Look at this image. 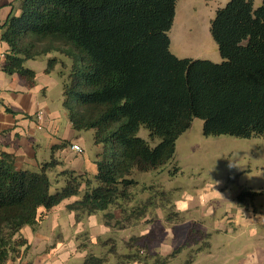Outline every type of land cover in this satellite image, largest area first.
<instances>
[{
    "label": "trees",
    "instance_id": "1",
    "mask_svg": "<svg viewBox=\"0 0 264 264\" xmlns=\"http://www.w3.org/2000/svg\"><path fill=\"white\" fill-rule=\"evenodd\" d=\"M177 3L21 0L20 14L13 10L0 24L2 45L9 46L4 51L7 75L17 74L34 86L36 73L27 61L56 52L71 61L63 106L73 128L94 131V144L101 148L94 176L66 170L60 174L65 185L54 193L49 173L59 165L56 159L34 171L18 169L13 154L0 152V264L28 249L21 231L38 224L41 209L47 213L71 201L65 208L77 221L104 214L107 226L120 230L145 217L156 205L150 198L129 207L131 189L139 185L135 174L171 164L179 138L195 119L203 121L205 137H264V0L258 7L255 0H228L217 10L211 35L219 63L173 54L169 32ZM58 62L50 59L47 73ZM142 129L149 140L139 136ZM261 195L264 191L243 188L238 200ZM113 206L122 209L120 219L109 211ZM178 216L169 212L167 218ZM211 237L191 231L188 241L166 257L150 253L147 236L133 237L118 264H169L186 247L196 246L193 254L209 249ZM105 263L91 253L84 260Z\"/></svg>",
    "mask_w": 264,
    "mask_h": 264
},
{
    "label": "rangeland",
    "instance_id": "2",
    "mask_svg": "<svg viewBox=\"0 0 264 264\" xmlns=\"http://www.w3.org/2000/svg\"><path fill=\"white\" fill-rule=\"evenodd\" d=\"M227 2L178 0L175 21L169 32L173 54L179 58L221 62L219 47L211 35V23L217 10ZM260 5L261 0H255V6ZM93 136L94 131H89L87 158L89 173L96 174L97 166L92 159L97 146L93 144ZM139 136L149 140L145 129ZM135 177L139 185L131 189L134 199L130 205L134 207L152 198L156 206L152 208L154 215H149L151 225L111 229L103 240H98L91 230L82 234L89 253L105 258V264H118L121 256L130 251L128 242L133 237L144 236L142 231L149 232L145 234V242L151 246L163 242L167 230L173 228L180 240L185 235L182 239L185 243L191 231L211 233L217 244L227 246L226 238H239L241 242L231 251L234 255H246L256 247H264V195L254 201L238 200L243 188L264 191V137H205L203 121L195 119L179 138L171 164L153 173H136ZM119 209L113 206L109 211L119 214ZM169 212L178 213V218L169 221ZM98 218L104 220V214H98ZM184 251L189 252V248H184L181 254ZM192 254L190 250V256Z\"/></svg>",
    "mask_w": 264,
    "mask_h": 264
},
{
    "label": "crops",
    "instance_id": "3",
    "mask_svg": "<svg viewBox=\"0 0 264 264\" xmlns=\"http://www.w3.org/2000/svg\"><path fill=\"white\" fill-rule=\"evenodd\" d=\"M20 8L21 0H0V24L10 17L13 10L20 14ZM2 50L8 51L9 46L3 43ZM54 58L59 62L47 73L49 60ZM4 61L5 58L0 56V100L5 105L0 104V152L13 154L18 169L36 171L42 164L56 159L59 165L49 173L54 191L65 185V178L60 174L66 170L94 176L95 174L89 173L87 158L89 131H76L63 106V81L70 70L71 61L57 52L27 61L25 66L36 73L34 86L17 74L7 75L3 71ZM5 107L18 114L8 112ZM39 113H42V119H38ZM73 145H79L82 152L73 151ZM100 151L101 148L97 146L92 159L94 164ZM70 202L66 201L47 213L41 209L43 217L38 224L34 227L27 226L21 231L22 237L28 241V249L20 258L10 260L7 264H84L89 247L87 243H83L82 234L91 230L101 240L113 228L100 220L98 214L77 221L75 213L65 208ZM113 214L120 219L122 209H119V214ZM150 214H153L152 209L145 217L128 227L151 225ZM140 233L145 236L149 232ZM177 237L173 228L171 231L167 230L163 242L149 245L150 253L164 257L170 255L185 244L182 240L185 235L181 240ZM225 240L229 242V246L225 243L217 244L212 235L209 249L190 256L192 248L188 247L189 252L178 254L169 264L176 261L177 264H185L192 257L194 260L191 264H264V247H256L246 255H234L231 251L235 244L241 242L240 239L231 236Z\"/></svg>",
    "mask_w": 264,
    "mask_h": 264
},
{
    "label": "built area",
    "instance_id": "4",
    "mask_svg": "<svg viewBox=\"0 0 264 264\" xmlns=\"http://www.w3.org/2000/svg\"><path fill=\"white\" fill-rule=\"evenodd\" d=\"M0 56L2 58H5V53L2 50V41H1V39H0ZM38 119H42V113H39ZM72 150L77 152V153H81L82 152V149H81V147L79 145H73L72 146Z\"/></svg>",
    "mask_w": 264,
    "mask_h": 264
}]
</instances>
